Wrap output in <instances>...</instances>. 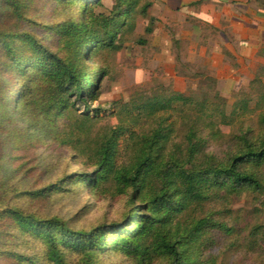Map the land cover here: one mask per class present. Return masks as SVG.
<instances>
[{
  "label": "trees",
  "instance_id": "1",
  "mask_svg": "<svg viewBox=\"0 0 264 264\" xmlns=\"http://www.w3.org/2000/svg\"><path fill=\"white\" fill-rule=\"evenodd\" d=\"M68 1L80 2V9L57 29L56 52L21 29L23 7L16 0L1 1L0 131L16 117L30 119L45 136L70 144L87 169L27 193L30 196L44 199L74 177L90 189L127 196L130 210L119 223L74 231L57 218L26 213L0 197V227L43 241L52 264H64L66 250L90 259L96 252L118 249L141 264L160 257L167 264H219L211 251L236 235L228 220L231 202L245 194L264 197L263 82L252 79L249 90L257 94L243 97L229 114L217 92L203 100L178 92L156 93L120 106L118 128L96 130L98 110L91 113L88 104L98 99L107 69H92L90 63L104 52L119 50L116 42L132 32L136 15L146 16L151 2L113 0L104 14L97 12L102 0ZM152 32L148 25L145 33ZM169 114L185 129L180 141L175 140L173 123L166 125L163 119ZM221 124L232 132L228 151L218 158L207 153L206 146L209 138L222 137L217 129ZM248 235L246 247L252 253L263 250L264 227L256 226Z\"/></svg>",
  "mask_w": 264,
  "mask_h": 264
},
{
  "label": "rangeland",
  "instance_id": "2",
  "mask_svg": "<svg viewBox=\"0 0 264 264\" xmlns=\"http://www.w3.org/2000/svg\"><path fill=\"white\" fill-rule=\"evenodd\" d=\"M1 1L4 0H0V10L4 12ZM16 1L23 7L21 29L58 51L57 29L78 15L80 2ZM112 1L102 0L97 12L107 14ZM145 1L151 2L146 16L136 15L132 32L126 31L116 42L119 50L104 52L98 61L90 63L92 69L99 65L107 69L99 85L98 99L88 104L91 113L98 110L96 130L118 128L119 107L137 97L178 92L203 100L217 92L229 114L243 97L257 94L250 92L249 83L259 77L264 84V57L261 55L264 44L258 48L254 59L241 57L242 45L232 35L230 25L220 20L217 13L209 16L212 7L203 3L205 0L182 7L171 6L172 0ZM148 25H152L151 35L145 33ZM138 39H144L145 44H138ZM76 108L82 109V106L78 104ZM163 119L167 120L166 125L173 123L177 130L175 140L180 141L185 129L175 114L164 115ZM217 126L222 137L209 138L206 152L223 158L232 129L225 124ZM202 134L206 136L208 131L205 129ZM124 145L125 138H122L120 156ZM82 171L87 169L78 161L76 150L70 144H60L45 136L30 119L16 117L0 131V197L5 203L43 219L57 218L74 231H90L121 222L130 210L128 197L90 189L78 178L65 179L61 191L52 190L44 199L27 194ZM229 209L228 220L235 226L236 235L231 241L218 243L211 253L219 264H264V247L254 253L246 247L249 231L256 226L264 227V197L245 194L234 199ZM16 256L21 259L17 261ZM63 259L64 264H141L138 258L120 249L96 252L90 259L66 250ZM167 263L166 258L160 257L151 264ZM0 264L52 263L43 241L18 234L9 227H0Z\"/></svg>",
  "mask_w": 264,
  "mask_h": 264
},
{
  "label": "crops",
  "instance_id": "3",
  "mask_svg": "<svg viewBox=\"0 0 264 264\" xmlns=\"http://www.w3.org/2000/svg\"><path fill=\"white\" fill-rule=\"evenodd\" d=\"M196 1L172 0L171 6H188ZM203 3L211 4L209 16L213 17L217 13L220 20L230 25L229 30L242 45L239 55L254 59L258 48L264 44V0H205ZM222 36L225 38V33Z\"/></svg>",
  "mask_w": 264,
  "mask_h": 264
}]
</instances>
